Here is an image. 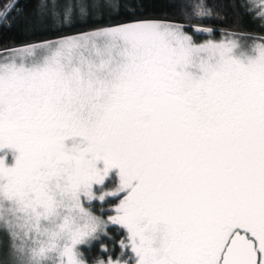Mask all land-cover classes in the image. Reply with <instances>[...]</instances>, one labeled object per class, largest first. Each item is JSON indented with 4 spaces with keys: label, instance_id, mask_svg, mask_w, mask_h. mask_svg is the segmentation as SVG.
Wrapping results in <instances>:
<instances>
[{
    "label": "snow or ice",
    "instance_id": "obj_1",
    "mask_svg": "<svg viewBox=\"0 0 264 264\" xmlns=\"http://www.w3.org/2000/svg\"><path fill=\"white\" fill-rule=\"evenodd\" d=\"M169 6L0 0V264H264V0Z\"/></svg>",
    "mask_w": 264,
    "mask_h": 264
},
{
    "label": "trees",
    "instance_id": "obj_2",
    "mask_svg": "<svg viewBox=\"0 0 264 264\" xmlns=\"http://www.w3.org/2000/svg\"><path fill=\"white\" fill-rule=\"evenodd\" d=\"M210 3L213 2V0H209ZM243 2V0H223V3L229 4V10H228V16L227 20L223 23L218 20H204L203 26L205 27H214V28H221V27H231L236 20L237 16L236 13L241 14V24L245 31L250 32H259V26L258 23L253 21V19L248 15H243V9L240 8V3ZM153 3L155 4V11H150L145 18H152V19H165V18H176L177 16V10L175 7H170L169 5L172 4V0H153ZM235 3V10L232 9L231 5ZM20 7L23 8L24 14L31 13L32 10L36 7V0H20ZM129 17L125 15H120L115 20L105 17L104 23H114V22H128ZM75 31V30H74ZM192 30L189 29V32ZM45 35H48L51 38L50 33H44ZM25 35H29V33H25L21 31L20 29H16L12 32H4L0 33V40L10 42L11 40H19ZM215 36L219 38L220 32L216 31ZM207 38L206 34L203 35H197L196 39L197 41H201L203 39ZM117 184V181L115 177H113L111 180H108L103 187L105 188H112L115 187ZM108 203H106L104 206L106 208L111 207L112 205L118 203V198H109ZM97 206V210L99 208L100 202L95 201L93 202ZM109 236L102 237L100 241L93 242L91 249L86 250L90 252L91 256H95L97 254H100L101 257H103V253H100V244L103 243L105 245H108L109 247L113 248V255L119 254L120 248L118 246V241L123 238L124 232L123 230H118L117 226H110L108 229Z\"/></svg>",
    "mask_w": 264,
    "mask_h": 264
},
{
    "label": "rangeland",
    "instance_id": "obj_3",
    "mask_svg": "<svg viewBox=\"0 0 264 264\" xmlns=\"http://www.w3.org/2000/svg\"><path fill=\"white\" fill-rule=\"evenodd\" d=\"M206 39V38H205ZM205 39L201 40V41H197V42H203ZM9 163H11V161L9 160ZM113 177H115L117 183H118V169H112L110 170L109 172V176L108 178H106V181L105 183L108 181V180H111ZM99 202V201H98Z\"/></svg>",
    "mask_w": 264,
    "mask_h": 264
}]
</instances>
